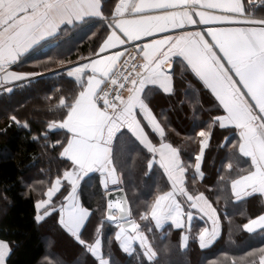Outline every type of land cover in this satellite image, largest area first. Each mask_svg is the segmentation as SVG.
Returning <instances> with one entry per match:
<instances>
[{
    "label": "snow or ice",
    "instance_id": "obj_1",
    "mask_svg": "<svg viewBox=\"0 0 264 264\" xmlns=\"http://www.w3.org/2000/svg\"><path fill=\"white\" fill-rule=\"evenodd\" d=\"M92 24L100 28L92 33L96 47L87 56L49 58L67 64L63 71L73 87L46 97L55 99L47 111L59 118L38 120L44 130L32 139L42 154L54 155L48 156L46 172L41 169L47 179L27 184L24 195L39 190L34 222L54 219L92 264H116L112 238L105 241L109 225L119 249L138 264H170L171 251L189 247L197 213L211 223L197 233L200 249L221 235L218 209L204 191L189 188L205 179L202 165L217 126L228 133L217 145L227 151L215 182L225 203L243 204L255 194L264 198V0H0V89L11 93L42 75L13 70L42 41ZM189 73L214 103L199 130L181 136L151 105L159 93L174 96L180 82L191 88ZM10 120L31 131L27 120L14 114ZM169 131L178 142L169 139ZM50 133L62 138L52 140ZM191 144L196 151L181 147ZM141 163L144 175L158 165L166 190L134 205L125 188L131 186L135 195ZM90 173L99 174L106 201L96 209L82 199V182ZM0 200L10 201L8 188L0 191ZM169 224L182 230L178 244L161 247L155 233ZM242 229L264 233V211ZM12 252V242L0 239V264H8ZM39 264L67 262L50 241ZM240 264H264V246L246 253Z\"/></svg>",
    "mask_w": 264,
    "mask_h": 264
},
{
    "label": "trees",
    "instance_id": "obj_2",
    "mask_svg": "<svg viewBox=\"0 0 264 264\" xmlns=\"http://www.w3.org/2000/svg\"><path fill=\"white\" fill-rule=\"evenodd\" d=\"M92 27H97L98 30L100 28L99 24H92ZM52 48L29 54L22 66L13 67V70L36 71L44 74L33 78L30 84L25 83L13 87L11 93L0 91V191L8 188L10 197L7 203L0 200V239L13 244V252L8 264H39L50 241L55 243L56 251L64 257L67 264H92L91 256L84 254L81 246L63 232L54 219H49L47 223L40 225L34 222L33 201L39 195V190L31 193L30 198L24 195L27 191V184L47 179L41 169L46 172L49 168L48 156L54 155L51 152L42 154L44 150L32 139L34 134H40L44 130L43 123L38 120L59 118V114L55 111H47L50 103H55V99L49 101L46 97L53 96L56 89L67 91L73 87L65 72H58L59 75H57L49 71L58 64V62H49L48 57L56 51L51 52ZM83 48L84 45L79 47L81 49L79 53L71 52L68 57L84 55L85 49ZM59 56L60 54H56L52 60L57 61L56 58ZM176 67L179 71L178 64ZM188 81L192 85L191 88L188 87L187 82H180L174 96L162 97L167 103L169 102L170 108L167 112L169 122H171L169 123L170 128L180 132L181 136L198 131L197 125L209 119L210 109L214 103V97L191 73L188 74ZM13 114L21 121L27 120L31 131L24 128L22 124L18 125L11 121L10 116ZM215 114L214 111L211 112V115ZM227 135L225 130L216 127L211 148L206 150L205 161L202 165L205 179L197 181L194 186L189 183L191 190L204 191L214 207L218 209L222 222L221 235L212 245L200 249L198 239H196L197 233L203 227H210V224L206 222V218L201 219V214L197 213L192 222L189 247L183 252L178 248L171 251L166 257L170 264H211L213 260H216L217 264H232L233 261L240 264L241 258L245 257L246 253L264 246V233L257 230L256 233L250 234L242 229L243 223H246L249 218H254L264 211V204L259 194L249 197L243 204L237 205L232 202L226 204L223 194L216 186L217 170L227 151L218 148L217 145ZM168 136L170 140L179 141V138L170 131ZM50 137L52 140L60 139L62 133H50ZM181 147L188 148L191 152L197 150L195 144ZM52 167L55 169V163ZM143 167L141 163L142 170L136 175L135 195H133L131 186L125 188L134 205H142L145 201H150L157 191L166 190L165 183L161 179L162 170L158 165L148 175H144ZM98 177V174L93 173L85 177L82 182L84 185L82 199L86 206L93 209L105 204V201L101 200L102 188L98 183ZM40 187L43 186L38 185V189ZM210 187L211 190H209ZM218 195L221 196L219 201H217ZM100 216L101 213L96 212L94 223L99 221ZM114 231V226L107 227L105 241L112 238L111 250L116 264H138L136 257H129L119 249L118 243L114 240ZM181 231L170 224L165 226L163 232L157 230L155 234L158 238V245L161 247L165 244L176 246ZM160 236H165V239L159 240Z\"/></svg>",
    "mask_w": 264,
    "mask_h": 264
},
{
    "label": "crops",
    "instance_id": "obj_3",
    "mask_svg": "<svg viewBox=\"0 0 264 264\" xmlns=\"http://www.w3.org/2000/svg\"><path fill=\"white\" fill-rule=\"evenodd\" d=\"M189 30H192L191 26L189 27ZM97 31H98V28L92 27V25H86V26H83L79 29H73V30H71V32L69 34L62 35L57 40L47 39L45 41H42L39 46L30 50V52L27 54V56L29 54L35 53L39 50H46L48 48L53 47L51 49V52L54 50H56V51H55V53H53V55H50L48 58H50V57L53 58L56 54H60V56L56 58L57 61H60V60L76 61L78 59V57L69 58L68 55L71 52L72 53L74 52L75 54L79 53L81 51V49H79V47L84 45V48H83V49H85L84 55L87 56L89 54V52L92 50V48L96 47L97 38H95L96 36H93L92 33L97 32ZM70 35H72V37ZM66 67H67V64L58 63L53 68H51L49 71L54 72V73L64 72L63 69H65ZM42 73L43 72H41V74ZM0 91H2V89H0ZM162 97H167V95H165L163 93H159V94L155 95L153 97L151 106L153 107L154 111L158 114L159 118L163 119L164 117H166L165 123L169 125V123H171V122H169V117H168L169 114L167 112V109L170 108V106H169V102L167 103ZM161 112H163V117L159 116V114ZM91 174H93V173H90L89 175H91ZM96 174H98V173H96ZM98 183H99V177H98ZM262 201L264 204V198H262ZM209 224L211 227L210 222H209Z\"/></svg>",
    "mask_w": 264,
    "mask_h": 264
},
{
    "label": "water",
    "instance_id": "obj_4",
    "mask_svg": "<svg viewBox=\"0 0 264 264\" xmlns=\"http://www.w3.org/2000/svg\"><path fill=\"white\" fill-rule=\"evenodd\" d=\"M105 203H106V201H105Z\"/></svg>",
    "mask_w": 264,
    "mask_h": 264
}]
</instances>
